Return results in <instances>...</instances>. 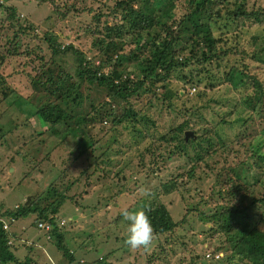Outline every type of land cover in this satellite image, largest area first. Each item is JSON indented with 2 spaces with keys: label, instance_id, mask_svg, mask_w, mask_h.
<instances>
[{
  "label": "rangeland",
  "instance_id": "rangeland-1",
  "mask_svg": "<svg viewBox=\"0 0 264 264\" xmlns=\"http://www.w3.org/2000/svg\"><path fill=\"white\" fill-rule=\"evenodd\" d=\"M224 1L216 0L210 5L206 17L217 48L227 52L218 58L219 61H191L188 66H177L164 85L167 83L178 95L166 100V87L157 81L153 92L140 90L124 101L108 94L103 87L84 81L78 94H72L78 100L68 106L73 111L68 127L61 125L48 129L28 114L32 111L28 104L40 107L47 101L57 102L45 86L62 83L67 75L71 80L63 84L76 85L79 68L74 49L94 65L102 63L99 72L108 74L114 68L109 63L114 62L116 55L131 53L135 44H125V41L122 51L100 52L96 43L100 39L109 40L103 27L106 24L119 26L122 9L130 6L140 9L143 4L138 0H0V214L3 216L28 204L49 211L56 205L59 195H65L57 213L50 214L53 220H45L49 229L39 228L38 216L32 213L11 224L12 227L29 225L32 230L18 238L23 240L18 248V260L30 257L41 264L44 261L48 264H167L168 261V264H188L193 260L195 264H218L216 259L223 255V250L219 249L222 243L219 240L204 241L199 230L195 233L197 238L193 237L194 230L191 229H198V224L195 222L194 227L190 226L193 217L190 213H195L194 221L201 211H215L220 204L238 205L239 209L252 198L264 197V169L258 170L260 157L264 156V97L259 102L261 108L251 111L240 104L254 92L250 84L244 93L232 89L228 80L216 83L212 89L205 85L210 75L222 80L230 68L243 67V63L246 64L243 69L247 67L249 75L264 81L262 56L259 54L256 61L251 55L252 50L262 52L264 48V44H260L261 36H264V0H243L242 8L245 13L251 11V20L241 18V14H238L239 19L235 18L232 12L239 5H223ZM261 1L262 5L254 4ZM152 4L156 11L170 6L172 21H178L192 7L188 0L172 3L155 0ZM46 33H53V39L59 43L57 53L52 52L49 41L44 39ZM252 39H257L254 47ZM112 41L118 42L119 38ZM67 45H72L73 50H63ZM201 49L205 48L201 46L198 51ZM174 51L179 53L180 60L188 55V50L182 51L181 46H176ZM138 66L134 60L117 69L128 70L133 79L137 76ZM36 80L39 83L34 85ZM67 91L69 94V89ZM17 93L26 98V104H20L22 108L7 99ZM169 103L172 111H169ZM128 108L147 119L142 122L151 135H136L127 132L124 123L115 124L118 118L125 117L123 113ZM192 109H202L204 117L213 120L207 126L215 121L224 122L232 142L228 150L219 152V160L226 162L216 164L211 174L205 176L207 173L204 175V170L197 168L196 176H202V180L182 176L174 186L169 178L190 166V162L183 160L185 166L175 159L160 167L153 165L151 169L144 166L141 156L146 157L145 148L151 142L157 143L156 146L162 143L159 137L190 116ZM243 115L245 122L236 120ZM79 118H83L81 123L76 122ZM164 119L167 128L160 125ZM23 122L27 124L23 125ZM71 128H78L79 133L82 131L81 139L85 145L82 140L78 141L79 145L72 133H68ZM167 138V143L174 144L169 135ZM213 148L210 151L215 154ZM238 158L251 165L257 163L254 170L259 178L256 181L240 175L238 179L242 185L222 182L218 174ZM218 191L223 193L224 199L214 197ZM146 192L150 195H145ZM154 195L161 199L175 220L183 221L174 233H167H173L176 246L168 245L171 236L160 234L154 235L148 250L131 249L124 242L127 221L118 215L125 209L144 206ZM198 206L195 211L190 210ZM250 212L252 220L257 221L264 214V205L256 203ZM74 216H77L75 221ZM9 218L8 215L1 217L5 223ZM54 226L62 236L63 246L72 253V262L59 250L54 236L47 238L45 232ZM9 235L8 232V245H12ZM35 242H39L41 248L34 246ZM153 249L160 251V256L147 262Z\"/></svg>",
  "mask_w": 264,
  "mask_h": 264
},
{
  "label": "trees",
  "instance_id": "trees-1",
  "mask_svg": "<svg viewBox=\"0 0 264 264\" xmlns=\"http://www.w3.org/2000/svg\"><path fill=\"white\" fill-rule=\"evenodd\" d=\"M138 1L143 4L140 6L141 8L138 9L137 7L136 9H133L130 6L129 9H122V23H120L119 26L104 25V33L109 40L105 41V39H100L99 42L96 43L100 52L107 50L115 52H118V50L122 51L125 41H127L125 44H135V49H133L131 53H118L116 55L114 62L109 63V66H113L114 68H112L108 74H101L99 72L102 63L94 65L90 60H85L83 53H80L75 49L73 50L72 45H67L63 48L65 51L73 50L77 53L75 58L79 68L77 73L78 82L76 85L63 84V82L66 83L71 80L70 75H67L64 80H61L63 81L62 83L55 82L54 84H50L49 87L45 86L50 94L55 95L57 102L47 101L40 107L28 104L32 108V111L28 114H31L41 126L48 129L61 125H66V127H68L69 120L73 119V111L68 109V106L71 102L78 100V98H74L73 95L78 94L80 86H82V82L84 81L89 84H96L97 86L103 87L108 94L124 101L128 100L133 94L138 93L140 90L153 92L154 89L152 88L155 83L161 81L162 85L166 87V93H164V96L166 100H170L173 98V95L175 96L179 93H176L172 88H169L167 83L164 85V81L171 72L177 68V66L181 68L188 66L191 61L198 63L206 61L211 62L212 59L219 61L218 58L226 54V49L222 50L217 48V41L212 36L213 33L211 31L210 23L206 17V9H209L210 5H214L216 0H188L189 5H192V7L188 12L183 14L178 21H172L173 15H169L171 11L170 6L167 7V5L164 10L156 11L155 6L152 4L155 0ZM262 1L259 4L258 2L254 4L262 5ZM170 2L172 3L174 0H170ZM242 3L243 0H225L223 5H239L232 12L235 18L239 19L238 14H241V18L251 20V11L245 13L242 8ZM11 11L14 13L13 9H11ZM165 15H167L166 18ZM250 25L252 24L250 23ZM51 34L46 33L44 39L49 41V47L52 52L57 53L60 49V45L53 39L54 37ZM259 37L257 39H259ZM115 38H119V41H112ZM261 38L262 43L260 41V44H264V36H261ZM257 39L251 40V42H254L252 44L253 47L255 46ZM176 46H181L182 51L188 50V55L183 60L178 59L179 53L174 51ZM201 46L205 49L198 51ZM195 47L197 48L195 49ZM261 51L262 52H255L252 50V58L258 61L260 54L264 62V48ZM240 57V61H242L243 53L240 54ZM134 60L139 63L136 78L132 79L128 70L123 69L121 71V69H117L118 67H123L125 62ZM245 65L246 64L243 63V67ZM243 67L230 68V70L225 73V77L222 80L210 75L205 85L209 86V89H212L216 86V83L228 80L232 89H239L244 93L248 90L250 84L253 87L252 89L254 92L250 94L251 96L248 95L245 97L240 104H243L245 108L254 111L261 108L259 102L263 100L262 98L264 97V81L260 80L257 76L252 77L249 75L250 72L247 70V67L244 69ZM124 72L126 75L123 74ZM50 76L51 73L49 74V79L51 78ZM38 83L39 80H36L34 85H37ZM68 89L69 94L67 91ZM168 93L172 95H168ZM7 99H9L10 103L18 105L19 107H21L20 104H26L24 102V99L26 98L19 93L15 96H9ZM168 106L170 111L172 105L169 103ZM23 112L26 113L25 110ZM109 114L110 113L107 115L109 116ZM123 116L125 117H120L116 120V125L124 123L127 132L136 135L143 133L147 136L151 135L150 131L147 128H144L146 124L142 122L143 119L145 121L147 119L143 118L144 116H140L137 111L132 110L131 108L125 109ZM245 119L246 117L243 115L237 117L236 120H242L243 123L245 122ZM81 120H83V118H79L76 122H80ZM212 121L213 120H207L204 117L202 109H192L190 111V116L182 120V122L174 124L171 127L172 129L169 128L168 134H163V137H159V140H162V143H159L158 146H156L157 143L154 142L147 145L145 148L147 153L146 157L141 156L142 163H144V166L153 169V165H156L155 167H160L171 160L179 159L182 163L183 160H187L190 162V166H186L183 163L186 168L173 174L169 180L173 181L174 186L179 182L178 179L182 176L191 180H202V176H196V169L200 168L204 170V175L207 173L205 176L211 174L210 172L214 171L213 167L216 164L219 165L226 162L219 160V152L222 150H228L230 148V143L232 142V140H229L228 138L225 123L215 121L213 124L207 126V123ZM165 123L166 119H164V123H160V125L167 128ZM26 124V122H23V125ZM157 129L158 127H156V130ZM188 132L191 134L187 135ZM68 133H72L71 136L79 145L80 143L78 141L80 140H82V145H85V142H83L84 139H81V136H83L82 131L79 133L78 128H71ZM168 135L169 139H173L174 144L167 143ZM215 146L216 148L214 149L213 147ZM255 147L256 146H253L252 148L255 149ZM212 148L214 151L216 150L215 154L210 151ZM260 160L261 165L258 167L257 163L251 165L247 161L244 162V160L238 158L236 161L231 162V164L228 163L229 165L225 167L223 173L216 174L221 176L222 182L227 184L231 183L232 186L243 184L239 182L240 180L238 177H240V175L241 178H246L247 180L254 179L256 181L259 177L256 173L257 170L254 169H256L255 167H258V170L260 168L264 169V156L260 157ZM187 161H185V163H187ZM249 172L250 175H248ZM212 179L214 180V183L217 182L214 174L212 175ZM210 191L212 192L213 189ZM222 195L223 193L218 191V194H215L214 197L220 198L221 196V198L224 199L225 197ZM64 201L65 195H59L56 205L51 207L49 211L46 208H40L37 205L28 204L20 207L18 206L17 209L9 211L5 213V215L17 219L19 217H27L32 213L37 214L39 219L37 220L38 222L40 220L48 219L52 221L53 218H50V214H56L59 206H61ZM256 203L264 205V197L259 199L252 198V200L244 207L239 209L238 205L230 206L220 204L215 211L206 210L208 213L201 211L199 218L194 221L195 213H190L193 216L191 218L190 226L194 227L195 222L198 224V229H191L194 230L192 236L197 238L195 233L199 230L201 231L200 234H203L202 238L204 241L209 240L214 242V240H219L220 244L222 243L219 249L223 250L224 256L222 255V258L216 259L218 264H264V214L259 220L253 221L250 212V209L252 211V208L256 206ZM144 207L150 216L154 235H169L171 237L167 236L170 238L168 240V245L176 246L173 233L177 226L182 224L183 221L175 220L157 195H154L151 200L145 201ZM196 208L198 209L199 206L190 208V210L194 209L195 211ZM241 215L243 216L242 218ZM119 216H121V212L118 217ZM38 222L37 226L39 227ZM208 224L210 225L208 226ZM7 231V229H2L0 223V264H5L7 262H13V264H40L39 262L33 261L30 257L18 260L13 251L10 250L12 245H8ZM169 232L173 233L167 234ZM46 234L48 238L50 236L52 238L53 236L55 237L59 250H62V253L72 261V253L70 254L68 249L63 246L62 236L57 232L56 227L54 226V228L51 231H47ZM163 249L164 248L162 247L160 248L162 252H164ZM190 250L192 251L194 248H191ZM157 251L158 250L156 249L152 250L147 262H153L157 259V255L160 256V251ZM203 262L205 263V260H203ZM168 263L169 261L167 264ZM106 264L110 263L106 262ZM188 264H195V262L193 260L188 262Z\"/></svg>",
  "mask_w": 264,
  "mask_h": 264
},
{
  "label": "clouds",
  "instance_id": "clouds-1",
  "mask_svg": "<svg viewBox=\"0 0 264 264\" xmlns=\"http://www.w3.org/2000/svg\"><path fill=\"white\" fill-rule=\"evenodd\" d=\"M145 195H150V193L146 192ZM121 215L127 221V229L124 241L125 244L131 249L148 250L151 247L154 239V229L150 216L145 207L141 205L131 210L125 209L121 212ZM1 217L3 218L2 215ZM1 217L0 223L2 229L8 230V222H12L14 218L10 217V220H7V223H5ZM38 224L39 227L44 231L49 229V226L46 224L45 220H40ZM60 251L62 252V250ZM76 264H80V262H77Z\"/></svg>",
  "mask_w": 264,
  "mask_h": 264
},
{
  "label": "crops",
  "instance_id": "crops-1",
  "mask_svg": "<svg viewBox=\"0 0 264 264\" xmlns=\"http://www.w3.org/2000/svg\"><path fill=\"white\" fill-rule=\"evenodd\" d=\"M39 3H43V2H39ZM1 215V214H0ZM3 216H6V215H3ZM9 217V216H8ZM21 217H19V218H17V219H13V221L12 222H8V223H10V224H8V231L7 232H9L10 233V235H9V237L12 239V241H13V243H12V247L10 248V250H14V255H15V257L17 258V256L20 254V250L18 249L19 248V246H21L22 244H21V242H23V240H21V239H19L18 240V238H19V236H21V235H27V234H29L30 232H32V230L29 228V225H22V226H20V227H12L11 226V224L13 223V222H16V221H18L19 219H20ZM77 219V216H74V218H73V220L75 221ZM31 225V224H30ZM43 226V225H42ZM46 233V232H45ZM33 241H34V239H33ZM18 242V244H16ZM36 243V245H34V246H37L38 248H41V245L39 244V242H35ZM20 244V245H19ZM30 248H32V249H34L33 247H30ZM45 250V249H44ZM46 251V250H45ZM18 254V255H17ZM47 254V253H46ZM57 262V261H56ZM40 263V262H39ZM41 264V263H40ZM43 264H48V263H46L45 261H44V263ZM52 264V263H51ZM54 264V263H53ZM56 264V263H55Z\"/></svg>",
  "mask_w": 264,
  "mask_h": 264
},
{
  "label": "water",
  "instance_id": "water-1",
  "mask_svg": "<svg viewBox=\"0 0 264 264\" xmlns=\"http://www.w3.org/2000/svg\"><path fill=\"white\" fill-rule=\"evenodd\" d=\"M190 132L187 133V135L189 134Z\"/></svg>",
  "mask_w": 264,
  "mask_h": 264
},
{
  "label": "bare ground",
  "instance_id": "bare-ground-1",
  "mask_svg": "<svg viewBox=\"0 0 264 264\" xmlns=\"http://www.w3.org/2000/svg\"><path fill=\"white\" fill-rule=\"evenodd\" d=\"M50 235V234H49Z\"/></svg>",
  "mask_w": 264,
  "mask_h": 264
}]
</instances>
